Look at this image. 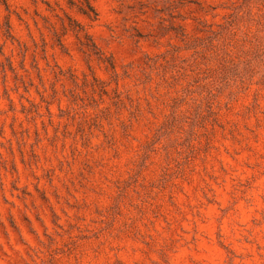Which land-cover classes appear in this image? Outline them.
<instances>
[{
  "label": "rangeland",
  "instance_id": "1",
  "mask_svg": "<svg viewBox=\"0 0 264 264\" xmlns=\"http://www.w3.org/2000/svg\"><path fill=\"white\" fill-rule=\"evenodd\" d=\"M0 264H264V0H0Z\"/></svg>",
  "mask_w": 264,
  "mask_h": 264
}]
</instances>
